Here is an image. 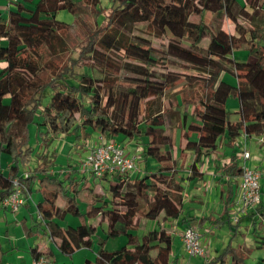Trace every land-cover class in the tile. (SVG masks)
I'll return each instance as SVG.
<instances>
[{"label": "trees", "instance_id": "obj_1", "mask_svg": "<svg viewBox=\"0 0 264 264\" xmlns=\"http://www.w3.org/2000/svg\"><path fill=\"white\" fill-rule=\"evenodd\" d=\"M100 1L14 0V8L0 13V156L10 159L5 173L0 166V202L13 192L15 179L23 195L38 184L36 211L56 248L70 255L96 242L95 260L85 264H173L174 235L166 224L176 220L183 226L180 231L196 221L228 229L226 247L202 264H248L250 247L240 224L232 223L230 207L235 180L243 172L235 151L239 137L258 135L264 143V0H104L105 7ZM83 7L94 10L96 27L84 32L79 60H60L69 47L65 35L71 25L57 14H75ZM73 22L79 31L78 18ZM134 30L156 38L168 34L166 50ZM239 50L246 52L244 61L231 57ZM167 61L178 63V71L159 72ZM227 74L234 84L224 80ZM179 81L205 90L198 108L188 114L178 109L183 106L179 100L174 110L157 109L155 102ZM231 97L238 102L234 121L226 111ZM173 111L179 124L166 130ZM31 125L40 151L31 143ZM88 130L98 132L96 143L98 137L141 138L148 172L133 180L127 177L130 172L96 177L82 172L81 162L77 169L54 173L45 155L51 143L60 135H73L79 143L88 138ZM173 131H180L177 158L169 150ZM222 139L231 149L216 168L223 219H181L182 183L202 178L201 159L213 155ZM187 153L190 175L178 177ZM34 158L35 166L27 170ZM148 160L156 163L152 171ZM67 216L78 224L64 228L56 222ZM242 217L264 251V201ZM143 218L155 221L157 228L137 236L133 231ZM122 237L123 245L107 248L108 240ZM33 252V258L52 260V251ZM255 264H264V255Z\"/></svg>", "mask_w": 264, "mask_h": 264}, {"label": "rangeland", "instance_id": "obj_2", "mask_svg": "<svg viewBox=\"0 0 264 264\" xmlns=\"http://www.w3.org/2000/svg\"><path fill=\"white\" fill-rule=\"evenodd\" d=\"M101 7L108 6V3L104 0L100 1ZM7 5V2H6ZM11 8H14V2L11 3ZM94 10L90 7H83L77 13L70 14L67 11H59L57 14V19L61 21H65L71 25L70 31L68 34H66V43L69 46L67 50L60 53L59 57L60 60L65 61L68 56H71L72 58L78 59L80 55L77 53V49L80 48V40H84V32H87L88 34L91 33L95 29V17L93 16ZM5 14V11L4 13ZM76 18L80 22L79 28L80 30H76L75 23L73 22ZM84 24L87 26L85 27ZM228 29V28H227ZM76 30V31H75ZM232 32V28H230ZM134 34H137L141 37H144L146 39H149L150 43L162 51L166 50V45L169 39V35L165 34L160 38L151 37L148 36L145 32H142L141 30H134ZM73 53V54H72ZM232 59L235 61H244L246 59V52L244 50H239L231 55ZM46 60H49L46 56ZM60 63V61H57ZM179 67L178 63H171L170 61L166 62L165 66L159 67V72H165V71H178L176 70ZM44 77H46L44 75ZM47 78V77H46ZM224 79L231 84L235 83V79L230 74L224 75ZM206 95V92L204 89L201 88L200 85H195L193 87H188L187 85H184L182 81L177 82L173 85V87H170L167 89V91L164 93V95L160 98L159 101H156V108L162 107L165 112L169 111L171 109H175V106H177L176 103L179 102V100H182L183 106L178 107L181 111H187L188 114L194 113V111L198 108V102L200 99H204V96ZM228 107L229 109H226L227 111V117L228 119H235L236 115L233 113L234 110L238 107V102L236 98H229L228 100ZM211 111H216L214 109H211ZM173 119L170 121V124L168 125L165 123L166 130H169L170 125L173 127H177L179 124V116L173 111ZM30 138L31 143L36 147L38 151H40L38 145L39 141L37 139V136L34 131V126L31 125L30 129ZM180 131H173V144L172 148L169 149L172 151V155L174 158L178 157V138ZM88 138L87 139H81L79 143H75L73 135L63 136L60 135L57 137L51 145L48 147V150L45 151V155L53 161L52 165V171L54 173L61 172V174H64L67 169L70 168H79L80 164L82 162V159L85 157L86 152L90 149L92 145L96 144V137L98 135V132H94L91 130L87 131ZM242 138L240 139V142L238 143V153L239 156L241 155L242 160L245 162L246 160L250 161L251 165L253 166H261L264 165V143L262 142L261 136L254 135L251 137H245L244 135H241ZM111 139V138H108ZM114 140H117L120 144H122L125 148V151L131 154H135L138 158L136 161V169L132 172L127 174V177L130 180L136 179L138 177L143 176L148 172V170L145 169L144 163L142 160V144L144 141L141 138L134 137L131 139H127L123 137L122 135H118L113 137ZM248 152L249 157L244 158L243 153ZM1 168L3 171L6 172L7 162L9 161V156L7 154L1 155ZM190 156L191 154H183V166L178 169L177 175L178 177H186L190 175L189 171V162H190ZM190 158V159H189ZM229 158V149L224 145V140L222 139L218 145V148L216 152L211 156L207 157L202 162L199 163V169L203 173V178L200 180L195 181H185L182 183L184 187V205H183V218L191 217L198 219L199 217H204L207 215H212L214 217L220 216V213L222 211V203H221V197H220V191H221V185L217 182V179L219 177V173L216 170V166H220L223 163H225ZM255 162L253 163V161ZM35 158L31 161L30 166H28L27 170L32 169L35 166ZM148 167L149 170H153L156 167V163L153 160H148ZM243 166H246L243 164ZM248 167V166H246ZM250 169L256 170V168ZM89 178H91L89 176ZM262 179V177H261ZM259 179V184L263 185L264 188V180L261 181ZM264 179V178H263ZM102 187L103 190L106 188L105 181H102ZM237 183H239L237 181ZM33 188H38V184H32ZM30 188L29 193H32ZM261 193V192H260ZM261 197L264 200V192L261 193ZM34 197V196H33ZM32 199V196L30 197ZM33 200H30V203H32ZM8 208V207H7ZM237 208V209H236ZM234 205V212L232 213V216L234 214L235 221L232 220V223H235L236 221L240 224V228L242 233H245L246 235V244L250 247V253L249 257L247 259L248 264H255L258 262L262 256L264 255V251L261 249H258V236L251 233V227L249 226V223L247 220H244L241 215L243 213L241 210L238 209ZM10 209V208H8ZM19 210V209H18ZM17 210V211H18ZM10 211L13 212L12 209ZM197 222V221H196ZM193 222L191 224V227H193L197 232L201 235V243L205 249L204 255H198V256H189L186 253V250L184 248L183 242L181 240V233L180 228L176 224V222L167 223V226L169 227L170 232L174 235V242H173V253L178 254L177 262L175 264H201V262L207 261L211 259V257L216 256L218 253H220L225 247L226 244H228L229 240V232L226 228L218 229L213 228L212 226L205 224L204 226H200L198 223ZM149 228H157V224L155 221H143L142 231L145 229V231ZM102 226L99 228V232L102 233ZM138 233H140L138 231ZM180 236V237H179ZM237 241H242V237H238ZM181 242V243H180ZM233 244H236L233 242ZM182 249V251H181ZM172 253L171 256L174 254Z\"/></svg>", "mask_w": 264, "mask_h": 264}, {"label": "crops", "instance_id": "obj_3", "mask_svg": "<svg viewBox=\"0 0 264 264\" xmlns=\"http://www.w3.org/2000/svg\"><path fill=\"white\" fill-rule=\"evenodd\" d=\"M6 2H7V5H6ZM11 3L8 0H0V13L3 14L4 11H6V8H11ZM227 105H228V101H227ZM227 109H229L228 106H227ZM229 120H231V119H229ZM234 120H236V119H233L231 121H234ZM241 138H242V136L239 137L238 143L240 142ZM224 145L229 149V156H230L231 149L225 144V140H224ZM235 151L238 152V145H236ZM211 156H209V157H211ZM1 157L2 156H0V162H1ZM240 157H242V156L240 155ZM190 158H191V156H190ZM205 158H207V157H205ZM205 158H202L201 162ZM9 162H10V159L7 162V165H9ZM254 162H255V160L253 161V163ZM240 163H241V165L245 164L248 167L256 168V170H260V169L264 168V165H261L259 167L253 166V164L251 165L250 164L251 162L248 160H246L245 162L243 160H241ZM0 166H1V164H0ZM217 167L218 166H216V168ZM2 171H3V169H2ZM3 172L5 173V171H3ZM202 178H203V176H202ZM263 178L264 177H262V179L260 178L261 179L260 182H262V180H264ZM197 180H200V179H197ZM193 181H195V180H193ZM237 181L239 183H237ZM239 184H240V177L236 178L235 184L233 186V194L234 195H233V199L231 201V203H232V205L230 207L231 213L234 212V210H233L234 205H235L234 202L237 201ZM259 186H260V192L263 194V192H264L263 185L259 184ZM31 187H32L31 190H34V191H32V193H27L26 195H24V197H25L24 204L16 212L10 211V209L2 206V204L0 202V264H31L32 260H33V255H34L33 251L44 252L46 250L52 251V253H53L52 262L54 264H85L86 260H88L89 262H93L95 260L96 251H97V245H96L95 241H93V243L89 247H82L70 255L63 254L56 248V246L51 241L49 234L47 233V231L45 229L44 222L41 220V218L39 217V215L37 214V211H36V203L41 200V195L38 192V188H33V186H31ZM261 193H260V199L263 200V198L261 197L262 196ZM31 196H32V199H30ZM183 196H184V192H183ZM30 200H33V202L30 203ZM183 205H184V197H183ZM222 210H223V207H222ZM243 215H241V216H243ZM182 216L183 215H181V219H182ZM210 216L212 218H217V219L219 218L221 220L223 219L221 217V213H220V216H216V217H214L212 215H210ZM204 217H206V216H204ZM198 219H200V217ZM144 220L150 221V220L143 218L141 220V224H140L139 229L137 231H133V234H137V236H140L141 233H144V232L152 229V228H149L146 231H145V229L143 231L141 230ZM244 220H246V219H244ZM56 222L61 227H64V228H66L68 225L75 226L76 224H78V220L73 218V217H70V216H67L65 218V220H63V221H56ZM151 222H153V221H151ZM174 222H176V224L178 225L179 228L183 227L178 223L177 220L172 221V223H174ZM205 224L210 225L208 222ZM205 224H203L202 226H204ZM210 226H212L213 228H218V229L226 228L225 226H223V227L214 226V225H210ZM138 231L140 233H138ZM98 235L102 236L103 231L101 233L98 230ZM125 241L126 240L123 237L118 238V239H114V240H108L107 248L112 250L116 247L123 245L125 243ZM181 251H182V249H181ZM171 257L176 258L175 262L173 263V264H175L177 262L178 254H174ZM201 264H202V262H201Z\"/></svg>", "mask_w": 264, "mask_h": 264}, {"label": "built area", "instance_id": "obj_4", "mask_svg": "<svg viewBox=\"0 0 264 264\" xmlns=\"http://www.w3.org/2000/svg\"><path fill=\"white\" fill-rule=\"evenodd\" d=\"M10 3L14 0H8ZM246 159L249 157L248 152L243 153ZM137 156L125 151V148L115 140H104L98 137V142L92 145L88 150L85 158L82 160L81 170H87L96 177L102 175H112L117 173H128L136 168ZM264 177V168L253 170L243 166V172L240 176L237 201L234 204L244 214L253 208L260 201L259 179ZM13 192L3 199L2 206L8 207L16 212L25 201L23 187L15 179L13 181ZM237 209V208H236ZM233 221L234 214L232 216ZM186 253L189 256L204 255L205 249L201 243V235L193 227H186L181 233ZM31 264H53L52 260L44 255L33 258Z\"/></svg>", "mask_w": 264, "mask_h": 264}]
</instances>
